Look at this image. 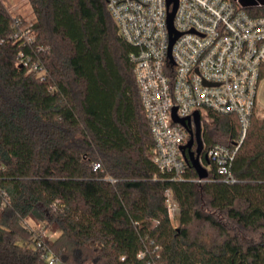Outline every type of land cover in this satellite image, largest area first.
<instances>
[{"label":"trees","instance_id":"obj_1","mask_svg":"<svg viewBox=\"0 0 264 264\" xmlns=\"http://www.w3.org/2000/svg\"><path fill=\"white\" fill-rule=\"evenodd\" d=\"M27 2L31 42L0 0V264H48L40 242L62 264H264V117L254 110L234 183L204 159L206 180L186 164L173 181L149 158L134 49L107 0ZM245 9L264 17V1ZM208 116L204 156L240 136L236 115Z\"/></svg>","mask_w":264,"mask_h":264},{"label":"built area","instance_id":"obj_2","mask_svg":"<svg viewBox=\"0 0 264 264\" xmlns=\"http://www.w3.org/2000/svg\"><path fill=\"white\" fill-rule=\"evenodd\" d=\"M252 1L262 6L260 0ZM107 4L120 36L134 49L130 61L154 140L150 160L173 181L183 180L182 146L195 124L192 120L185 128L175 123L173 110L179 118H192L198 111L202 126L210 121V111L233 114L240 122L238 141L215 145L206 156L224 182L234 183L231 166L250 127L264 72V17L249 14L241 0H178L173 27L179 37L170 51L175 35L168 26L173 5L168 6L167 0H107ZM13 26L17 38L34 39L28 20L16 18ZM166 196L170 217L174 211L177 216L172 193L167 191ZM38 247L48 264L58 263L41 242Z\"/></svg>","mask_w":264,"mask_h":264},{"label":"water","instance_id":"obj_3","mask_svg":"<svg viewBox=\"0 0 264 264\" xmlns=\"http://www.w3.org/2000/svg\"><path fill=\"white\" fill-rule=\"evenodd\" d=\"M168 6L173 5L172 11L169 13L168 26L171 35H175L171 39L170 51L179 34L175 33L173 27V21L178 7V0H167ZM243 7H251L256 5V2L252 0H241ZM195 124V131L189 130L190 138L188 142L182 146V154L186 164L193 167L200 180H206L209 177L208 169L203 164V159L209 163L208 157L203 155L204 143L202 139V121L198 111H195L193 117L179 118L176 115V108L173 110V121L177 124L182 125L185 128H189L191 122ZM196 145V150L192 151V147Z\"/></svg>","mask_w":264,"mask_h":264},{"label":"rangeland","instance_id":"obj_4","mask_svg":"<svg viewBox=\"0 0 264 264\" xmlns=\"http://www.w3.org/2000/svg\"><path fill=\"white\" fill-rule=\"evenodd\" d=\"M4 4L8 8L9 11H11L14 15L21 14V16H24L26 20L29 22L34 21V15L32 13V9L30 4L27 2V0H3ZM255 112L260 115L261 117H264V77L260 80L259 87H258V92H257V107L255 109ZM203 128V127H202ZM176 211L172 212V222L174 225H177V216H176ZM43 224L38 225L37 228L39 229H44ZM47 233V232H46ZM45 234V232H43ZM49 235L52 236V238L57 237L58 235H52L48 233ZM57 264H62V263H57Z\"/></svg>","mask_w":264,"mask_h":264},{"label":"flooded vegetation","instance_id":"obj_5","mask_svg":"<svg viewBox=\"0 0 264 264\" xmlns=\"http://www.w3.org/2000/svg\"><path fill=\"white\" fill-rule=\"evenodd\" d=\"M196 150V145H194L193 147H192V151H195Z\"/></svg>","mask_w":264,"mask_h":264},{"label":"crops","instance_id":"obj_6","mask_svg":"<svg viewBox=\"0 0 264 264\" xmlns=\"http://www.w3.org/2000/svg\"><path fill=\"white\" fill-rule=\"evenodd\" d=\"M260 1H261V2H263L264 0H263V1H262V0H260Z\"/></svg>","mask_w":264,"mask_h":264}]
</instances>
